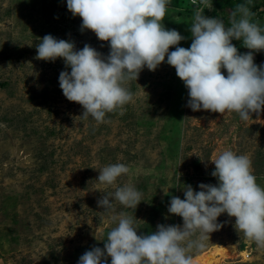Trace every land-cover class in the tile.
Listing matches in <instances>:
<instances>
[{
	"label": "rangeland",
	"instance_id": "rangeland-1",
	"mask_svg": "<svg viewBox=\"0 0 264 264\" xmlns=\"http://www.w3.org/2000/svg\"><path fill=\"white\" fill-rule=\"evenodd\" d=\"M189 3L170 0L163 21L185 37L179 44L185 48L192 41ZM204 6L195 10L222 19ZM81 22L66 0H0V264H77L86 250L103 249L121 212L133 218L138 235L158 224L182 225L167 212L171 197L183 199L184 185L216 184L211 161L226 149L249 157L264 188V108L247 121L235 112L192 111L167 57L155 71L145 67L137 81L124 82L131 101L103 122L80 117L82 106L59 87V73L70 69L62 58L37 59L35 46L51 34L106 56L108 42L81 31ZM233 44L240 53L250 51L241 41ZM254 63H264V51L254 53ZM113 163L129 171L113 185L101 184L99 170ZM124 185L142 193L136 209L110 197L113 209L103 212L97 201ZM217 222L222 227L189 253L193 259L233 245L236 253L216 264H264V246L246 238L234 217L221 214Z\"/></svg>",
	"mask_w": 264,
	"mask_h": 264
},
{
	"label": "clouds",
	"instance_id": "clouds-1",
	"mask_svg": "<svg viewBox=\"0 0 264 264\" xmlns=\"http://www.w3.org/2000/svg\"><path fill=\"white\" fill-rule=\"evenodd\" d=\"M169 3L66 0L67 9L82 20L81 31L91 30L109 46L105 56L88 44L77 49L73 41L51 34L35 46L37 59L54 62L62 58L70 69L59 73V87L67 100L82 106L80 117L103 122L106 113L131 101L133 94L124 82L137 81L145 67L155 71L165 57L187 89V106L192 111L235 112L245 121L251 113L261 112L264 63H254V53L264 51V29L250 19V9L237 4L228 27L221 18L196 11L189 25L192 41L185 48L179 46L185 37L163 23ZM233 40L241 41L250 51L240 53ZM211 162L216 184L200 183L199 190L184 185V198L172 196L169 201L167 212L181 217L182 225L158 224L154 231L138 235L133 218L121 212L103 249L86 250L77 264H108L106 256L111 258L110 264H193L189 253L205 247L210 234L222 227L217 218L225 213L235 218V227L246 238L264 246V188L256 183L249 157L226 149ZM128 171L123 163L108 164L99 170L97 181L113 185ZM141 196L135 186L124 185L106 193L97 204L110 214V197L136 209Z\"/></svg>",
	"mask_w": 264,
	"mask_h": 264
},
{
	"label": "trees",
	"instance_id": "trees-1",
	"mask_svg": "<svg viewBox=\"0 0 264 264\" xmlns=\"http://www.w3.org/2000/svg\"><path fill=\"white\" fill-rule=\"evenodd\" d=\"M213 6V9L220 12L222 14V20L225 23V26H230V19L232 18V13L236 11L237 4H245L250 11L253 13L251 16V20L253 22L258 23L262 29H264V0H210ZM189 2V0H188ZM190 7L193 11V15L195 14V9L191 3ZM188 15L190 11H187ZM239 13L236 14V19H239ZM262 19L263 22H260ZM237 40H233L232 43H236Z\"/></svg>",
	"mask_w": 264,
	"mask_h": 264
},
{
	"label": "bare ground",
	"instance_id": "bare-ground-1",
	"mask_svg": "<svg viewBox=\"0 0 264 264\" xmlns=\"http://www.w3.org/2000/svg\"><path fill=\"white\" fill-rule=\"evenodd\" d=\"M235 251L236 250H234L233 245L214 247L213 250L193 259V264H216L222 258H227L229 255H234L236 253Z\"/></svg>",
	"mask_w": 264,
	"mask_h": 264
},
{
	"label": "built area",
	"instance_id": "built-area-1",
	"mask_svg": "<svg viewBox=\"0 0 264 264\" xmlns=\"http://www.w3.org/2000/svg\"><path fill=\"white\" fill-rule=\"evenodd\" d=\"M190 3L195 6L196 8L198 7H203L204 5H206V7L212 5L210 0H189ZM198 5V6H197ZM205 7V6H204Z\"/></svg>",
	"mask_w": 264,
	"mask_h": 264
}]
</instances>
